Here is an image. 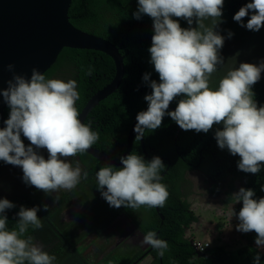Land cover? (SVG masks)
<instances>
[{
    "label": "clouds",
    "instance_id": "9594fccd",
    "mask_svg": "<svg viewBox=\"0 0 264 264\" xmlns=\"http://www.w3.org/2000/svg\"><path fill=\"white\" fill-rule=\"evenodd\" d=\"M243 1L138 0V10L133 14L138 20L142 15L153 20L154 35L148 51L159 82L151 80L148 73L143 76L152 92L144 97L148 109L141 111L130 126L127 147L136 124L133 144L135 138L141 140L147 153L145 130L158 129L164 116H170L177 124L174 129L178 135L182 132L194 136L187 148L192 168L188 169L186 183L191 196L194 191L190 174H199L208 183L209 192H213L211 184L221 171L227 150L241 158L238 169L245 173L258 174L264 167V106L257 104L252 91L253 85L263 81L264 63L257 66L255 58H246L248 63L229 70L218 88L209 86L217 66L224 64L219 54L224 37L216 28L225 23L234 26L237 21L244 35L252 37V31L264 27V0L247 4ZM224 5L233 12V18L223 14ZM179 19L187 21L189 27H181ZM243 19H248L246 25ZM209 20L210 25L205 23ZM193 23L197 26L191 27ZM228 35L230 38L233 33ZM8 71L13 76L7 81L8 87L0 89L7 103L0 116V170L16 179L8 181L11 192L0 190V264H115L110 257H115L119 249L115 241L121 238L122 243L131 246L129 249H137L138 257L145 252L143 244L154 248L146 264L157 263L154 253L159 256V263L166 264L162 256L168 243L159 239L158 231L148 227L150 219L142 213L144 206L156 208L165 219L159 209L169 196L166 186L160 183L163 160L156 156L146 162L143 156L131 154L132 150L124 157L127 149L123 156L113 157L96 148L93 144L99 133L86 125V120L81 122L82 111L79 113L75 106L80 99L76 80L48 79L46 72L36 68L29 79L16 74L13 64L8 65ZM91 74L89 69L88 75ZM176 97L183 98L168 111ZM90 148L121 160L123 166L93 156L88 152ZM112 150L117 154L115 146ZM80 153H88L102 163L82 162ZM236 181L243 185L232 195L236 203L242 201L238 206L243 204L239 213L234 212L239 220L236 230L243 232L242 247L246 246L245 235L255 232L254 245L264 248V198L254 199V190L245 189V181L234 175L219 183L220 190L213 193H221L230 182L236 187ZM16 189L26 193L25 202L20 203L12 194ZM12 208L15 219L8 230L5 212ZM195 223L203 229L188 234ZM105 229L112 232V241L91 249L94 242L102 241ZM185 238L199 256L219 245V236L215 241L210 225L200 221L199 216L187 228ZM82 241L87 245L84 250L79 247ZM139 259L144 264L143 258ZM254 260L260 264L258 254Z\"/></svg>",
    "mask_w": 264,
    "mask_h": 264
},
{
    "label": "trees",
    "instance_id": "16d2710c",
    "mask_svg": "<svg viewBox=\"0 0 264 264\" xmlns=\"http://www.w3.org/2000/svg\"><path fill=\"white\" fill-rule=\"evenodd\" d=\"M250 2L252 0L243 1L244 4ZM137 10L138 0H73L69 11L70 21L76 27L113 42L125 57V74L119 89L102 100L90 112L85 122L93 131L99 133V139L93 145L113 157L123 156L126 152L130 126L141 111L148 109V102L144 97L151 94L152 89L143 80V76L148 73L151 80L159 82L158 73L155 72L154 65L150 63L151 54L148 51L152 46L154 35L153 20L147 15H142L139 20L136 19L133 14ZM223 14L234 17L233 12L225 5ZM251 14L250 12L249 18ZM247 21L248 19H243L244 25L247 24ZM179 23L183 28L189 27L187 21L183 19H179ZM205 23L210 25L211 21H205ZM196 26L193 23L191 27ZM233 27L237 32L242 30L239 28L242 27L241 23L237 21ZM218 29L219 26L216 28L217 32ZM252 32H255L254 36L245 37L246 45L259 43L258 38L260 36L256 32L264 35V27H261L259 31ZM219 54L222 55L223 52L219 50ZM245 58L254 57L245 55ZM89 69L92 70L91 75H88ZM218 71L221 73L220 67ZM115 74V61L107 53L95 49L65 47L57 61L46 71L45 76L48 79H60L65 82L68 80L77 81L80 99L75 106L80 113L89 99L99 89L111 82ZM252 91L255 94L253 99L258 105L264 106V78L262 82L259 81L253 85ZM182 98L176 97L170 103L168 111L175 109ZM176 125L175 121L166 114L161 127L154 131L145 130V150L147 153L143 150L141 140H136V138L131 152V154L134 152L143 156L146 162L159 156L165 164V167L160 171L162 177L160 183L166 186L169 196L164 207L159 208L165 219L162 220L156 208L144 206L145 208L142 210V213L150 219L148 227L158 231L159 239L168 243V249L162 256L164 263L255 264L254 258L258 254L260 264H264V248H258L253 242L257 237L255 232H249L245 235V247L232 251L219 244L213 249H208L202 256H199L195 248L185 238L187 228L192 222L198 220V216L191 209L190 196L192 192L186 183L188 169L192 168L187 155V148L194 136L182 132L178 135L174 129ZM219 128H222V125H219ZM27 145H30L28 140ZM113 146L117 148V154L112 150ZM217 153L220 154L221 151L217 150ZM80 154H83L80 156L82 162H91L95 165L102 163L89 156L88 153ZM240 159L238 155L233 156L227 150L226 155H223L222 158L221 171L218 173L215 182L211 184L212 191H219L218 184L225 181L228 176L234 175L245 181V189L254 190V199L264 198V191L261 190L264 187V167L258 174L245 173L238 169ZM1 166L3 164H0ZM114 167L121 168L115 165ZM5 174V171L0 170V190L9 193L11 188L8 181L15 176H5ZM185 188H187L186 191L183 190ZM234 188L233 182H230L227 191L229 194L227 203L234 200L232 198ZM12 194L20 203L25 202L26 193L16 189ZM242 206L243 204L235 208L237 213ZM116 209L111 207L110 210L115 212ZM14 214V208L5 212L8 218V230L13 226ZM135 253L136 251L132 250L118 254L116 257H110L111 255L108 257L115 260V264H141L142 259H139L138 263H134L138 257ZM154 254L157 263L152 264H162L159 263L161 260L157 253Z\"/></svg>",
    "mask_w": 264,
    "mask_h": 264
},
{
    "label": "water",
    "instance_id": "95a60500",
    "mask_svg": "<svg viewBox=\"0 0 264 264\" xmlns=\"http://www.w3.org/2000/svg\"><path fill=\"white\" fill-rule=\"evenodd\" d=\"M73 0H0V89L8 87L12 78L8 65H15V73L29 78L32 69L45 73L58 59L65 47L95 49L110 55L116 64L114 79L95 93L80 113L82 123L89 112L119 87L124 74V60L111 41L76 27L69 11ZM7 103L0 95V116ZM136 124L129 135L124 157L133 146ZM93 156L109 164L122 165L121 160L110 159L103 152L90 148Z\"/></svg>",
    "mask_w": 264,
    "mask_h": 264
},
{
    "label": "rangeland",
    "instance_id": "374dc122",
    "mask_svg": "<svg viewBox=\"0 0 264 264\" xmlns=\"http://www.w3.org/2000/svg\"><path fill=\"white\" fill-rule=\"evenodd\" d=\"M229 32L233 35L229 38ZM218 33L224 37L223 48L220 49L223 54L221 55L224 59L223 65H218L217 70L212 74L209 80V86L213 89L218 88L219 81L227 74L231 69L239 67L241 63H248L245 55L256 58L255 65L259 66L264 63V35L257 32L260 37L258 38L259 43L252 45H246L247 36L244 35L243 29L241 31H235L232 24H223ZM255 40V38H254ZM246 45V46H245ZM227 51V53H225ZM221 68V73L218 69ZM260 81V80H259ZM258 81V82H259ZM257 82V83H258ZM113 148V147H112ZM188 179L193 183L191 189L194 194L191 196V204L193 211L199 216L200 221H207L211 227V233L213 238L217 241L219 236V244L224 245L227 250L236 251L243 246L241 236L243 232L237 231L236 226L239 224L238 216L234 215L235 207L240 203L233 202L227 203L229 194L227 190L229 187H224V190L217 193L209 192V185L199 174H190ZM235 189L232 191V195L239 191L243 187L239 181L235 182ZM236 213V212H235ZM203 229V226L199 223L192 224L188 234L191 232H198ZM206 234V233H204ZM103 239L101 242H94L90 248L95 249L98 247L105 246L108 242L112 241L113 234L110 230L105 229L102 235ZM122 238L115 241L119 244V249L115 257L118 254L135 250L136 248L129 249L131 246L126 243H122ZM80 250H84L87 245H84L83 241L79 245Z\"/></svg>",
    "mask_w": 264,
    "mask_h": 264
},
{
    "label": "flooded vegetation",
    "instance_id": "af4514ba",
    "mask_svg": "<svg viewBox=\"0 0 264 264\" xmlns=\"http://www.w3.org/2000/svg\"><path fill=\"white\" fill-rule=\"evenodd\" d=\"M13 75V74H12ZM66 213H67V211H68V207H66ZM142 248H143V250H145V252L144 253H142L139 257H137L138 259L139 258H143V263L144 264H146V260H147V258L148 257H150V255H152L151 254V252H153V250H154V248H152L151 246H149V245H146V244H143L142 245ZM140 251H142V250H140Z\"/></svg>",
    "mask_w": 264,
    "mask_h": 264
},
{
    "label": "built area",
    "instance_id": "2783aa9c",
    "mask_svg": "<svg viewBox=\"0 0 264 264\" xmlns=\"http://www.w3.org/2000/svg\"><path fill=\"white\" fill-rule=\"evenodd\" d=\"M208 245V244H207ZM202 249H204V247H202Z\"/></svg>",
    "mask_w": 264,
    "mask_h": 264
}]
</instances>
